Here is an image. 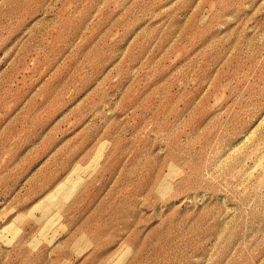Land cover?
Wrapping results in <instances>:
<instances>
[{
    "label": "rangeland",
    "instance_id": "rangeland-1",
    "mask_svg": "<svg viewBox=\"0 0 264 264\" xmlns=\"http://www.w3.org/2000/svg\"><path fill=\"white\" fill-rule=\"evenodd\" d=\"M0 264H264V0H0Z\"/></svg>",
    "mask_w": 264,
    "mask_h": 264
},
{
    "label": "bare ground",
    "instance_id": "bare-ground-1",
    "mask_svg": "<svg viewBox=\"0 0 264 264\" xmlns=\"http://www.w3.org/2000/svg\"><path fill=\"white\" fill-rule=\"evenodd\" d=\"M79 178L77 177L76 179H71L70 180V185L72 188H75L78 185Z\"/></svg>",
    "mask_w": 264,
    "mask_h": 264
}]
</instances>
